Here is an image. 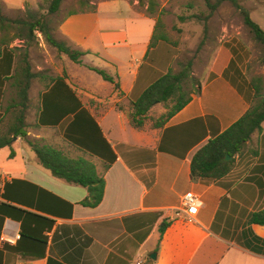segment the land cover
Returning <instances> with one entry per match:
<instances>
[{"label": "crops", "instance_id": "obj_1", "mask_svg": "<svg viewBox=\"0 0 264 264\" xmlns=\"http://www.w3.org/2000/svg\"><path fill=\"white\" fill-rule=\"evenodd\" d=\"M118 3L126 14L102 9ZM25 7L22 0H0L4 11ZM154 27L131 0H101L64 17L53 37L87 52L79 65L113 74L119 89L92 87L65 69L32 70L25 103L13 86L19 52L1 47L0 142L11 141L0 148V264H264V226L247 225L250 214L264 209V122L224 178L190 177L195 151L249 107L253 92L241 54L223 45L200 78L198 95L163 128L148 123L135 130L130 102L176 58L164 41L149 47ZM21 111L24 136L10 135ZM28 140L91 161L105 182L100 204L84 206L85 188L54 178ZM187 192L199 199L192 220L180 213Z\"/></svg>", "mask_w": 264, "mask_h": 264}, {"label": "trees", "instance_id": "obj_2", "mask_svg": "<svg viewBox=\"0 0 264 264\" xmlns=\"http://www.w3.org/2000/svg\"><path fill=\"white\" fill-rule=\"evenodd\" d=\"M222 1H229L235 9L238 10L243 25L251 34L253 40L259 45L261 55L259 61L264 65V30L259 27L250 17L249 11L241 6L237 0H217L215 5ZM62 0H50L49 11L56 12ZM206 4L213 9L214 5H210L208 0ZM69 12L66 17L76 13ZM154 27L153 35L149 47H153L157 42H167L168 39L163 34H158ZM15 30L12 35L10 31ZM0 51L9 48L11 41L18 39L24 42H30L35 37V32H39L45 40L57 49L59 53L65 54L72 62L81 64V58L87 52H81L71 49L63 41L56 40L46 29L40 20H30L29 18L10 19L0 14ZM11 50H16L11 48ZM234 52V50H233ZM191 62L182 65L181 69L174 71L170 67L167 72L149 85L139 96L136 101L130 102L128 110L129 125L135 130H141L149 121V127L152 129L163 128L164 125L183 109L191 100L192 95L199 94V82H195L192 77ZM87 68L104 81L113 84L114 90H118V83L113 77L108 75L104 70L87 66ZM36 76L32 72L31 64L27 53L19 54L17 67L13 76V86L18 90L20 103L27 101V89L30 81ZM54 79H49L53 82ZM252 87V96L248 101L249 107L244 114L230 125L220 134H214L206 141L204 145L199 147L193 154L190 161V177L192 180H207L218 182L228 175L234 165L235 158L241 156L246 143L262 131V123L264 122V92L261 86L260 78L250 80ZM157 104H162L165 112L157 118H151L150 110ZM118 110H122L117 105ZM23 111L16 117L14 122L17 129H13L10 135L21 134L24 136L22 126H24ZM11 138L1 140L0 148L9 145ZM29 146L35 152L38 163L50 174L59 180L73 186H80L87 191V197L82 204L87 207L94 208L100 204L103 199L104 178L103 174H98L95 165L83 157H71L59 148L41 144L39 141L28 140ZM231 157L225 160V156ZM109 165L103 166V172L108 169ZM257 224L264 226V209L250 214L247 219V225ZM167 224L159 227L162 233Z\"/></svg>", "mask_w": 264, "mask_h": 264}, {"label": "rangeland", "instance_id": "obj_3", "mask_svg": "<svg viewBox=\"0 0 264 264\" xmlns=\"http://www.w3.org/2000/svg\"><path fill=\"white\" fill-rule=\"evenodd\" d=\"M22 1L27 5L25 11H4L0 8V14L10 19L40 20L54 36L53 31L69 12L91 10L93 4L101 0H62L57 11L53 13L49 11L50 0H40L32 7L28 6L33 4V0ZM216 1L208 0L210 5H214L211 9L206 0H131L137 2L142 14L155 21L157 33L165 35L168 39L166 43L173 48L176 55L172 65L174 71L191 62L192 77L195 82H199L210 70L220 48L228 43L240 52L241 69L245 77L249 80L260 78L264 92V65L259 61L261 55L259 45L243 25L238 10L229 1L215 5ZM237 1L249 11L251 19L264 30V0ZM7 7L10 8L9 5ZM104 8L119 15L120 12L126 14L128 11L123 3H118L117 7L110 5L102 7ZM13 32L15 30L10 31V35ZM2 34L3 32H0V37ZM9 46L15 48L19 54L27 53L31 68L37 74L48 72L49 75H54L65 69L66 74L78 72L76 74L86 78L87 85L92 87L105 89L112 87L95 72L86 69L87 65L81 66L59 53L39 32H35V37L30 42L23 43L15 39ZM62 55L64 59L61 60ZM88 61L89 59H83V63ZM110 76L114 77L113 74ZM163 112L165 108L158 104L150 110L149 115L151 118H157Z\"/></svg>", "mask_w": 264, "mask_h": 264}, {"label": "built area", "instance_id": "obj_4", "mask_svg": "<svg viewBox=\"0 0 264 264\" xmlns=\"http://www.w3.org/2000/svg\"><path fill=\"white\" fill-rule=\"evenodd\" d=\"M183 208L180 210V213L187 219L192 220V217L197 212V206L199 204V199L191 192H187L182 198ZM18 238V235L15 236ZM4 241H7L6 239ZM9 243H12V240H8Z\"/></svg>", "mask_w": 264, "mask_h": 264}, {"label": "water", "instance_id": "obj_5", "mask_svg": "<svg viewBox=\"0 0 264 264\" xmlns=\"http://www.w3.org/2000/svg\"><path fill=\"white\" fill-rule=\"evenodd\" d=\"M231 159V157H229L228 155H226L225 156V160H230ZM154 255V256H153ZM152 258H155V254H152V256H151Z\"/></svg>", "mask_w": 264, "mask_h": 264}]
</instances>
